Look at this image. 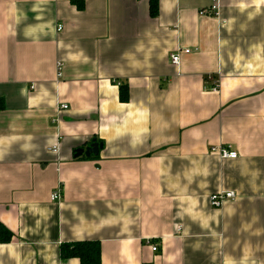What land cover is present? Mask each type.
<instances>
[{"label": "crops", "instance_id": "crops-1", "mask_svg": "<svg viewBox=\"0 0 264 264\" xmlns=\"http://www.w3.org/2000/svg\"><path fill=\"white\" fill-rule=\"evenodd\" d=\"M0 101V264H264V0H0Z\"/></svg>", "mask_w": 264, "mask_h": 264}, {"label": "built area", "instance_id": "built-area-1", "mask_svg": "<svg viewBox=\"0 0 264 264\" xmlns=\"http://www.w3.org/2000/svg\"><path fill=\"white\" fill-rule=\"evenodd\" d=\"M210 15L212 16H219L217 7L214 6L211 8L210 11ZM201 15H206V13L204 11L201 12ZM59 30H62V27H59ZM191 54V50L187 49V50H179L176 53H173L170 56V61L171 64L174 67H179L181 65V60H182V56L183 55H189ZM60 70H61V65H59L58 71H59V77L61 76L60 74ZM220 89V85L219 83L214 82V84L210 87V90L213 92H218ZM68 107L66 105H62L61 106V110H67ZM53 153H58V148L54 147L52 149ZM211 154L213 155H217L221 160H236L239 155L238 153L232 149V147L230 146H219V147H212L210 150ZM236 198V193L234 192H228V191H222L216 194L211 195L210 197V206L212 208L215 209H220L224 206V204L229 201V200H233ZM62 200V192L60 190H57L56 192H54L51 195V201L55 202V203H59ZM179 231H181V229H178ZM158 247L157 246H153V251L156 253L158 252Z\"/></svg>", "mask_w": 264, "mask_h": 264}, {"label": "trees", "instance_id": "trees-1", "mask_svg": "<svg viewBox=\"0 0 264 264\" xmlns=\"http://www.w3.org/2000/svg\"><path fill=\"white\" fill-rule=\"evenodd\" d=\"M76 3V2H75ZM81 8V6H79ZM152 15L155 17L158 13L157 2L153 3ZM120 99L122 102H127L129 99L128 85L121 86ZM3 109L2 102L0 101V110ZM10 231L0 225V241L2 243H9L12 240ZM62 258L72 259L76 258L81 261V264H102L101 263V246L98 242L92 243H77L67 244L62 246Z\"/></svg>", "mask_w": 264, "mask_h": 264}, {"label": "water", "instance_id": "water-1", "mask_svg": "<svg viewBox=\"0 0 264 264\" xmlns=\"http://www.w3.org/2000/svg\"><path fill=\"white\" fill-rule=\"evenodd\" d=\"M103 149V144L93 141L92 144L86 149H80L75 152V158H79L82 156H86L87 158L91 157L92 155L97 156L99 155L100 150Z\"/></svg>", "mask_w": 264, "mask_h": 264}]
</instances>
